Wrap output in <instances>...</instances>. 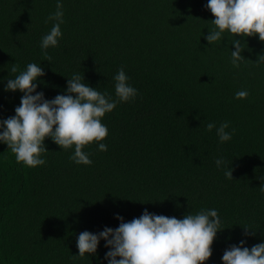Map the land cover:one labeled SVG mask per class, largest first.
I'll return each mask as SVG.
<instances>
[{
  "label": "trees",
  "instance_id": "trees-1",
  "mask_svg": "<svg viewBox=\"0 0 264 264\" xmlns=\"http://www.w3.org/2000/svg\"><path fill=\"white\" fill-rule=\"evenodd\" d=\"M0 264H264V0H0Z\"/></svg>",
  "mask_w": 264,
  "mask_h": 264
}]
</instances>
